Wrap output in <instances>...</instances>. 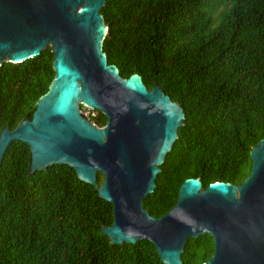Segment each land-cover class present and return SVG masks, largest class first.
Here are the masks:
<instances>
[{
    "label": "trees",
    "instance_id": "obj_1",
    "mask_svg": "<svg viewBox=\"0 0 264 264\" xmlns=\"http://www.w3.org/2000/svg\"><path fill=\"white\" fill-rule=\"evenodd\" d=\"M100 14L107 64L122 78L138 74L147 89L158 85L183 111L143 209L162 216L186 178L202 188L240 184L264 137V0H104ZM51 61L47 47L0 65V129L30 118ZM89 120L105 123L98 111ZM29 159L28 146L12 141L0 162V264H164L147 240L109 242L101 225L112 222L111 204L72 168L31 172ZM212 250L210 235L189 237L180 264H200Z\"/></svg>",
    "mask_w": 264,
    "mask_h": 264
},
{
    "label": "water",
    "instance_id": "obj_2",
    "mask_svg": "<svg viewBox=\"0 0 264 264\" xmlns=\"http://www.w3.org/2000/svg\"><path fill=\"white\" fill-rule=\"evenodd\" d=\"M104 0H0V65L20 63L47 47L54 72L29 119L0 129V162L12 141L29 149V170L67 165L111 204L101 233L112 244L149 241L164 264H180L185 241L210 235L200 264H264V137L249 150V174L238 185L184 179L175 203L155 218L142 207L154 188L183 111L158 85L127 78L101 49ZM80 106L100 112L102 126ZM96 172L103 176L100 184Z\"/></svg>",
    "mask_w": 264,
    "mask_h": 264
},
{
    "label": "built area",
    "instance_id": "obj_3",
    "mask_svg": "<svg viewBox=\"0 0 264 264\" xmlns=\"http://www.w3.org/2000/svg\"><path fill=\"white\" fill-rule=\"evenodd\" d=\"M95 111L94 109H91L89 107H86V106H82V108L79 110L80 114L89 119V117H92L95 115ZM90 121V120H89ZM92 124H94L92 121H90ZM95 125V124H94Z\"/></svg>",
    "mask_w": 264,
    "mask_h": 264
}]
</instances>
